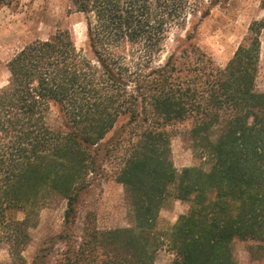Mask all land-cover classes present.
Returning <instances> with one entry per match:
<instances>
[{"label": "trees", "instance_id": "1", "mask_svg": "<svg viewBox=\"0 0 264 264\" xmlns=\"http://www.w3.org/2000/svg\"><path fill=\"white\" fill-rule=\"evenodd\" d=\"M14 1L0 0V9ZM229 1L72 0L85 18L84 49L61 29L12 57L0 87V246L14 264H27L41 211L62 202L59 264H155L165 247L172 264H239L237 241L264 256V93L256 84L264 20L250 25L225 67L194 33L162 58L174 29L190 22L195 31ZM179 127L197 162L182 170L172 152ZM101 155L119 158L115 179L131 224L83 222L78 242L80 202L104 168ZM175 201L188 212L159 229Z\"/></svg>", "mask_w": 264, "mask_h": 264}, {"label": "rangeland", "instance_id": "2", "mask_svg": "<svg viewBox=\"0 0 264 264\" xmlns=\"http://www.w3.org/2000/svg\"><path fill=\"white\" fill-rule=\"evenodd\" d=\"M14 1V0H13ZM72 0H15L10 7L0 9V87L8 85V63L25 45L48 39L61 29H68L79 49L86 47L85 18L73 13ZM264 20V0H230L215 8L211 15L194 31L190 22L185 29H174L165 45L163 60L176 48L179 39L195 34V43L216 64L225 67L248 35L250 25ZM261 40V60L257 77V90L264 93V31ZM162 60V59H161ZM177 128L172 140L173 162L178 170L195 166L193 153L186 147ZM102 172L91 181V186L80 202V216L76 227L77 241L82 235V223L100 229L124 228L131 224V215L125 202L124 189L115 179L119 158H107ZM66 203L43 209L39 224L32 229V241L23 256L32 264L37 255L44 264H59L65 245L58 238L63 232ZM189 204L175 201L160 213L159 229L172 227ZM20 219L23 214H19ZM253 242L234 245L239 264H264L263 257L252 256L249 247ZM174 254L168 248L159 250L155 264H172ZM0 264H14L6 245L0 246Z\"/></svg>", "mask_w": 264, "mask_h": 264}]
</instances>
